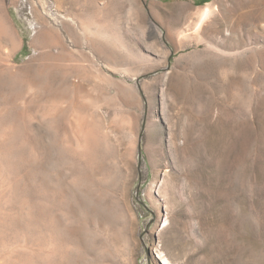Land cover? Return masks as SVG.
Segmentation results:
<instances>
[{"label":"rangeland","instance_id":"rangeland-1","mask_svg":"<svg viewBox=\"0 0 264 264\" xmlns=\"http://www.w3.org/2000/svg\"><path fill=\"white\" fill-rule=\"evenodd\" d=\"M165 253L264 264V0H0V264Z\"/></svg>","mask_w":264,"mask_h":264},{"label":"bare ground","instance_id":"bare-ground-1","mask_svg":"<svg viewBox=\"0 0 264 264\" xmlns=\"http://www.w3.org/2000/svg\"><path fill=\"white\" fill-rule=\"evenodd\" d=\"M40 3H41V2H40ZM206 10H207V9H206ZM53 13H54V12H53ZM203 14H204V13H203ZM205 16H206V15H205ZM93 24H94V23H93ZM84 25H85V24H84ZM90 25H91V23H90ZM89 27H90V26H89ZM96 27H97V26H96ZM65 29H67V30H65ZM83 29H84V32H85V40H87V41L90 42L91 39H90V37H89V35H88V32H89L88 29H89V28L87 27V25H85ZM101 29H102V28H101ZM56 30H57V29H56ZM39 31H40V32H39L38 35H36L35 40H36V39H39V40H41L42 43H44V42L47 43L48 41L53 42V40H57V41H56L57 44H58L59 41H61V38L63 37V31H64V33H65V32H67V33H71V32H69L70 30H69V27H68V26H67V27H64L62 32H56V31H55V32H54V36L48 35V32H46L45 29H43V30H39ZM101 32H102V31H101ZM110 32H111V31H110ZM104 33H105V32H104ZM94 34L96 35V33H94ZM94 34H93V35H94ZM97 34H98V33H97ZM100 34H101V33H100ZM109 34H110V33H109ZM101 35L103 36V33H102ZM114 35H115V34H114ZM114 35H113V36H114ZM115 36H116V35H115ZM58 40H59V41H58ZM87 41H86V42H87ZM36 42H37V41H36ZM39 42H40V41H39ZM50 42H49V43H50ZM91 42H92V41H91ZM42 43H41V44H42ZM45 43H44V44H45ZM59 43H60V42H59ZM113 43H114V42H113ZM50 44H51V43H50ZM50 44H49V45H50ZM57 44H56V45H57ZM60 44H64V43H60ZM42 45H43V44H42ZM47 45H48V43H47ZM89 45H90V43H89ZM45 46H46V45H45ZM90 47H91V46H90ZM94 47H95V46H94ZM92 48H93V47H92ZM95 69H96V68H95ZM99 71H100V70H99ZM100 72H102V71H100ZM96 73H97V71H96ZM104 74H105V73H104ZM102 75H103V74H102ZM103 76H104V75H103ZM97 77H98V73H97ZM97 77H96V78H97ZM104 77H106V76H104ZM104 77H103V78H104ZM39 86H40V85H39ZM36 87H37V86H36ZM40 87H41V86H40ZM70 105H71V104H70ZM162 250H163V248H162ZM164 255L167 257V263H168V264L171 263L172 261H174V260L171 258L172 256H170L168 253H165Z\"/></svg>","mask_w":264,"mask_h":264}]
</instances>
